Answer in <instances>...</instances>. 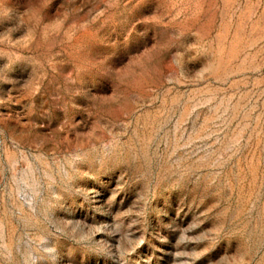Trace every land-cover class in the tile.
Listing matches in <instances>:
<instances>
[{
  "label": "rangeland",
  "instance_id": "rangeland-1",
  "mask_svg": "<svg viewBox=\"0 0 264 264\" xmlns=\"http://www.w3.org/2000/svg\"><path fill=\"white\" fill-rule=\"evenodd\" d=\"M0 264H264V0H0Z\"/></svg>",
  "mask_w": 264,
  "mask_h": 264
}]
</instances>
